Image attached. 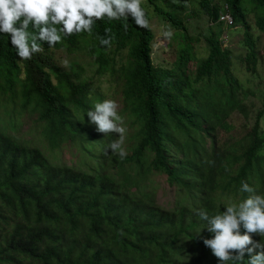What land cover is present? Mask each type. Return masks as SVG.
I'll use <instances>...</instances> for the list:
<instances>
[{
    "label": "trees",
    "instance_id": "16d2710c",
    "mask_svg": "<svg viewBox=\"0 0 264 264\" xmlns=\"http://www.w3.org/2000/svg\"><path fill=\"white\" fill-rule=\"evenodd\" d=\"M252 1L264 11V0ZM153 3L142 0L141 4L149 25L148 7ZM223 4L230 7L235 26L246 25L242 0H223L221 5L202 1L213 22ZM155 11L179 26L174 14L158 7ZM259 25L264 29V20ZM105 29L112 36L110 48L100 44ZM221 35L222 30L206 39L209 56L205 60L196 59L187 45L172 70L153 65V30L140 29L131 16L128 21H97L91 34L64 37L51 48L40 42L45 52L87 51L96 59L99 81L111 76L115 78L112 83L122 84L119 115L130 122L132 135L124 147L126 156L121 158L107 148L117 137L96 131L86 115L103 97L90 86L71 83L70 75L40 53L20 61L10 39L0 34V99L9 96L0 108L7 102L16 103L22 112L38 117L42 140L52 153L69 140L95 166L86 171L56 167L38 147L31 148L0 131V264H222L203 243L213 233L197 212L212 216L237 203V198V204L242 202L251 195L240 191L242 181L264 196V157L258 154L263 142L259 122L264 115V90L251 133L226 148L218 147L215 136L217 130L228 128V113H244ZM246 35V62L251 70L258 62L257 48L249 32ZM111 49L127 51V65L115 67L109 57ZM192 61L196 81L231 82L230 90L214 86L206 91L204 87L209 112L200 113L187 103L192 97L185 93L190 85L184 68ZM173 135L179 136L184 156L178 162L169 157ZM207 137L211 139L208 149ZM156 175L166 176L169 187L184 191L170 209L146 192ZM252 238L264 243L256 234ZM238 264H248L247 253Z\"/></svg>",
    "mask_w": 264,
    "mask_h": 264
},
{
    "label": "rangeland",
    "instance_id": "374dc122",
    "mask_svg": "<svg viewBox=\"0 0 264 264\" xmlns=\"http://www.w3.org/2000/svg\"><path fill=\"white\" fill-rule=\"evenodd\" d=\"M203 0H155L153 7H150V12H153L154 7H158L165 12L174 14L175 18L179 20V26L171 20L166 14L161 16L152 15L151 27L154 33V40L152 42V61L156 68L172 70L176 66L178 56L186 48L187 45L192 47L191 54L198 60H205L209 56L206 39L212 34H216L222 30L221 38L223 39L222 48L228 51L232 61L231 71L232 77L235 79L238 90V99L244 106V113L238 111H231L225 117V124L227 129L217 130L215 142L218 147L226 148L233 145L248 136L252 127L254 126L257 112L261 109L262 95L264 90V29L259 25V22L264 20V11L259 8L252 0H242V9L245 17V24L237 23L235 29L227 28L223 24L209 25V18L204 12L202 5ZM209 5H220L223 0H206ZM167 25L172 31L171 38H165L161 35V26ZM249 32L250 38L256 44L257 48V65L254 69L249 70V64L246 62L248 50L245 45L246 33ZM110 59L114 60V65L117 68L127 65L129 58L127 51L116 52L115 49L110 50ZM42 57L47 59L51 64L58 68L62 73H66L71 77V83L76 86L84 84L93 88L94 93L105 99L115 100L118 104V114L123 108L122 95L120 86L122 84L112 83L115 81L114 77L108 76L98 80L96 59L89 56L87 51L71 54L66 50L48 52H41ZM196 64L194 61L189 62L184 68L188 71L187 84L190 86L185 89V93L190 100L192 108L200 113L209 112L211 109L207 106V97L203 98V89L210 90L214 86L231 89V82H222L220 85L215 84V79H205L203 81H196L194 70ZM24 79V76H20ZM177 78L174 79V81ZM53 82L57 83V79L53 78ZM246 95V97L244 96ZM218 92H215L214 97L218 99ZM9 96H7L8 98ZM6 99H0L3 103ZM193 100V101H192ZM229 110V108H227ZM123 126L126 128L125 140L123 149L127 146L128 137L131 134L130 122L123 120ZM204 128V125L202 126ZM41 124L38 122V117L24 113L20 110L18 105L13 102L5 103L4 108H0V131L4 132L22 143H26L29 147H38L48 157L49 162L56 166H67L75 170L86 171L87 167H95L90 159L86 157V152H82L78 146L67 140L64 142L60 150L52 153L47 144L41 137ZM260 136L263 140L262 147L258 154L264 157V115L259 122ZM77 133V132H76ZM75 133V134H76ZM108 137V134L105 135ZM118 139V135L112 133ZM132 135V134H131ZM175 141L169 145L170 159L178 162L184 156L180 152V141L178 135H173ZM131 137V136H130ZM205 148L208 149L211 143L210 138H205ZM133 144V143H132ZM95 151H93L94 154ZM92 154V155H93ZM96 156L101 157L99 148H97ZM264 173V170H262ZM257 183V179L253 184ZM262 188V187H257ZM131 188L130 193L134 192ZM153 193L158 204L164 209H170L175 206V202L180 201L183 197L184 191L168 186L166 176L156 175L151 179V189L146 191ZM255 194L262 195L263 192H255ZM189 198L187 196L185 205L188 204ZM239 202L240 198L234 200ZM237 202V203H238ZM235 203V204H237ZM226 204V203H225Z\"/></svg>",
    "mask_w": 264,
    "mask_h": 264
},
{
    "label": "clouds",
    "instance_id": "9594fccd",
    "mask_svg": "<svg viewBox=\"0 0 264 264\" xmlns=\"http://www.w3.org/2000/svg\"><path fill=\"white\" fill-rule=\"evenodd\" d=\"M142 0H0V34L10 39V44L16 50L20 61L31 60L33 55L44 51L40 42H47L49 47L60 43L64 37L73 34L93 31L97 21L107 18L113 20H129L131 16L134 24L140 29L151 27L152 15H158L154 10L150 12V25L146 13L141 7ZM221 5V4H220ZM229 14L233 24L220 21V16ZM210 20V19H209ZM223 24L227 28H236L230 7L223 4L218 19L209 21L210 26ZM31 26V31L29 28ZM152 28V27H151ZM125 31L127 24L124 25ZM105 36L100 38V44L111 47L112 36L110 29H105ZM172 31L167 25L161 26V35L171 38ZM223 39L227 40L226 37ZM223 39L220 40L223 44ZM118 104L115 100L105 99L94 105L93 110L87 111L89 122L95 124L96 131L115 133L118 139L112 141L107 148L121 158L126 156L123 149L126 128L123 119L118 114ZM241 192L250 193L239 204L230 203L219 214L209 216L203 210L197 214L203 221H207L206 228L213 233L212 239H204L203 243L210 248L212 254L222 264L233 261V264L248 255V264H264V243L253 241V234L264 238V196L255 194V189L247 182H241ZM243 228V233L241 232ZM259 249V251H257Z\"/></svg>",
    "mask_w": 264,
    "mask_h": 264
},
{
    "label": "built area",
    "instance_id": "2783aa9c",
    "mask_svg": "<svg viewBox=\"0 0 264 264\" xmlns=\"http://www.w3.org/2000/svg\"><path fill=\"white\" fill-rule=\"evenodd\" d=\"M220 21H224L229 25L233 24L232 18L230 17L229 14H225V15L220 16Z\"/></svg>",
    "mask_w": 264,
    "mask_h": 264
}]
</instances>
